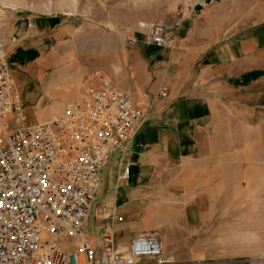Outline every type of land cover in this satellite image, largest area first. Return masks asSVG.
I'll list each match as a JSON object with an SVG mask.
<instances>
[{
  "label": "rangeland",
  "instance_id": "rangeland-1",
  "mask_svg": "<svg viewBox=\"0 0 264 264\" xmlns=\"http://www.w3.org/2000/svg\"><path fill=\"white\" fill-rule=\"evenodd\" d=\"M0 2L8 8L5 23L27 17L42 25L52 20L46 30L50 38H43L44 33L29 37L11 65L24 103L25 125L38 118L61 117L87 89L94 71L150 105L145 96L157 90L160 71L169 64L166 61L192 62L209 44L242 34L264 20V0ZM158 25L169 27V46L146 43L147 28ZM177 31L186 38L180 39ZM130 37L136 39L135 45H129ZM260 89L259 103L264 105V86ZM230 116L219 135V159L186 163L188 178L207 190L204 195L209 201L225 207L217 210L224 219L207 228L204 243L237 254L234 259L240 264H264V112L251 119ZM95 225L92 216L87 232ZM223 234L225 240H218ZM65 245L72 247V243Z\"/></svg>",
  "mask_w": 264,
  "mask_h": 264
},
{
  "label": "crops",
  "instance_id": "crops-1",
  "mask_svg": "<svg viewBox=\"0 0 264 264\" xmlns=\"http://www.w3.org/2000/svg\"><path fill=\"white\" fill-rule=\"evenodd\" d=\"M50 24L52 20L42 25L31 17L5 23V36L17 39L7 48L11 65L29 37L44 33L43 38H50L46 31ZM166 62L157 90L145 96L150 100L147 120L129 144L114 150L105 167L85 230L94 216L96 225L87 234L100 236L108 229L120 250L137 235L156 233L164 254L177 264H240L234 259L237 254L204 243L207 228L224 219L217 210L225 207L209 201L207 190L190 182L186 163L219 159V135L231 114L251 119L264 112L259 103L264 86V20L242 34L209 44L192 62ZM163 90L166 97L159 95ZM218 240L224 241V234ZM139 264L156 262L142 259Z\"/></svg>",
  "mask_w": 264,
  "mask_h": 264
},
{
  "label": "built area",
  "instance_id": "built-area-1",
  "mask_svg": "<svg viewBox=\"0 0 264 264\" xmlns=\"http://www.w3.org/2000/svg\"><path fill=\"white\" fill-rule=\"evenodd\" d=\"M7 9L0 2V264H177L156 233L137 235L120 250L110 230H85L112 153L134 139L149 104L94 71L61 117L25 125L7 49L17 39L4 34ZM168 30L148 27L146 43L169 46Z\"/></svg>",
  "mask_w": 264,
  "mask_h": 264
}]
</instances>
